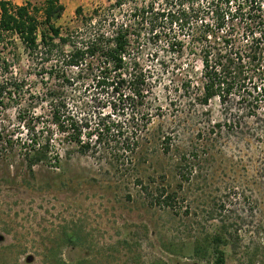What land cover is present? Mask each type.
Masks as SVG:
<instances>
[{"label": "rangeland", "instance_id": "374dc122", "mask_svg": "<svg viewBox=\"0 0 264 264\" xmlns=\"http://www.w3.org/2000/svg\"><path fill=\"white\" fill-rule=\"evenodd\" d=\"M9 1L38 7L45 0ZM60 1L64 11L55 23L65 29L81 26V15L94 9L126 18L129 5L151 0H127L121 11L115 0ZM38 17L42 22L41 12ZM164 41L143 43L140 62L151 84L136 115L132 150L120 154L116 143L109 147L118 150L114 155L103 147L81 153L52 126L47 158L30 168L23 113L15 104L0 113L13 137L0 145V264H213L207 241L215 234L222 235L225 264H264V121L234 117L233 105L216 97L202 104L198 59L185 51L172 73ZM15 43L13 71L30 93L65 89L69 109L92 126L97 110L82 109L96 92L87 72L67 69L64 81L56 71L41 76L18 38ZM35 112L45 121L47 104ZM153 189L175 192L172 206L147 196Z\"/></svg>", "mask_w": 264, "mask_h": 264}, {"label": "trees", "instance_id": "16d2710c", "mask_svg": "<svg viewBox=\"0 0 264 264\" xmlns=\"http://www.w3.org/2000/svg\"><path fill=\"white\" fill-rule=\"evenodd\" d=\"M126 1L115 0L112 6L124 10ZM63 11L60 0H45L38 7L30 1L16 5L0 0V113L13 104L23 113L20 122L30 135L23 155L30 168L47 158L52 126L81 153L103 147L114 155L118 150L110 151V144L121 143L122 154L136 145V115L142 113L139 108L151 84L150 71L140 62L143 43L157 46L161 38L165 40L163 49L170 52L172 73L177 72L185 51L198 59L202 104L216 97L224 106L233 105L234 117L246 114L264 121V0H161L157 7L154 0L134 2L126 18L97 9L81 15L78 8L81 26L65 29L55 23ZM192 22L195 25L184 37L182 31ZM165 23L170 29H165ZM145 30L147 35L142 32ZM16 38L29 59L37 63L41 76L49 78L56 71L64 81L67 69L87 72L96 92L89 102L83 101L82 109L97 110L92 126L86 116L79 117L69 109L70 95L65 89L46 87L30 93L24 78L13 71ZM189 84L186 77L182 79V86ZM44 103L49 114L41 121L42 113L35 110ZM115 113L127 116L117 119L112 116ZM11 140L0 120V145ZM175 194L164 189L147 192L150 198L155 197V203L170 207ZM221 242L218 234L207 241L213 264H225Z\"/></svg>", "mask_w": 264, "mask_h": 264}]
</instances>
